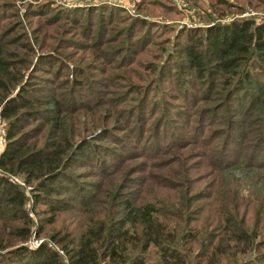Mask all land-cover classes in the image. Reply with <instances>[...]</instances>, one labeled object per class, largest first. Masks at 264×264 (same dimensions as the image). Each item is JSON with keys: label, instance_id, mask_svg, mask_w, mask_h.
Here are the masks:
<instances>
[{"label": "rangeland", "instance_id": "obj_1", "mask_svg": "<svg viewBox=\"0 0 264 264\" xmlns=\"http://www.w3.org/2000/svg\"><path fill=\"white\" fill-rule=\"evenodd\" d=\"M239 19L264 23V0H0L1 57L20 62L7 69L15 78L7 84V97L24 82L32 97L28 142L36 148L59 142L62 133L50 126L54 121L76 129L74 143L80 133L88 142L81 155H72V162L57 170L62 172L59 185L51 186L55 192L48 199L34 201L30 189L35 181L24 183L21 176L0 171L27 194L29 231L19 245L31 250L45 245L67 264L50 235L71 238L86 226L114 222L122 208L119 199L150 203L157 219L175 226L170 236L210 230L204 224L219 203L213 200L217 184L225 185L232 176L242 180V172H234L238 164L264 171V166L253 167L258 150L247 159L261 135L264 102L255 109L248 104L241 113L249 93L256 92L253 85L238 90L222 84L204 47L207 27ZM193 47L204 63L199 72L185 57ZM256 73L252 81L264 83V71ZM51 99L61 101L57 120L49 112ZM0 121L6 128L7 121ZM230 188L234 186L223 188L229 197ZM262 199L258 195L260 204ZM44 200L55 210L49 212ZM255 205L251 196L241 206L248 227L255 214H262ZM1 225L6 239L7 225ZM261 243L255 252L261 255L259 262L250 258L245 264H264ZM172 247L184 250L180 244ZM196 250L194 246L191 256L198 255ZM160 258L161 251L151 245L140 254V264H162Z\"/></svg>", "mask_w": 264, "mask_h": 264}, {"label": "trees", "instance_id": "obj_2", "mask_svg": "<svg viewBox=\"0 0 264 264\" xmlns=\"http://www.w3.org/2000/svg\"><path fill=\"white\" fill-rule=\"evenodd\" d=\"M203 40L207 56L216 68L213 70L216 72L214 75L223 82L222 84H232V87L238 90L245 89L247 83L253 85V91L255 89L256 92L249 93L248 103L244 105L241 113L245 111L248 104L251 106L250 109H255L264 102V83L252 81L253 73L264 71L260 66L264 64V23H254L249 19L234 20L227 24L214 23L206 28ZM2 54L0 41L2 92L0 93V117L7 121L4 147L0 152V171L21 176L24 183L35 181L30 189L34 201L48 199L50 193L55 192L51 186L58 183L62 173L57 170H64L68 163L72 162V155H81L88 142L79 129L80 141L74 143L73 134L76 129L72 131L70 127H65L64 123L58 124L57 121L50 126L60 134L62 133V136L59 135V142L55 143L53 140L52 145L49 147L41 145V148H36L34 141L28 142L32 135H30V129L26 127L27 119L33 116L30 111L32 99L29 95L30 87H25L24 82L19 85L18 91L13 96L7 97L9 94L7 84L15 81V78L11 77L12 73H8L7 69L9 65H19L20 62L15 61L13 64L11 60L3 59ZM185 57L196 71L204 69L202 57L194 47L190 52H185ZM51 61L50 58L46 64H50ZM38 63L42 62L38 60ZM71 83L74 88L75 81ZM229 92L230 90L225 93L226 97ZM60 103L58 99H51L49 102V112L54 113L55 117H52L54 120H57L60 113ZM246 121H249V118ZM260 124L257 135L259 133L261 135L255 140L247 155V159H252L255 158L253 157L255 150L260 152L257 159L255 158L257 162V165L253 166L255 168L264 166V142L261 139L264 135V121ZM236 166L238 168H235L234 172L240 170L242 180L236 177L234 179L232 176L230 180L223 182L230 187L234 186L230 188L232 192L230 197L223 189L225 185L217 184L220 188L213 200L219 203L215 208L213 206V215L208 217L210 220L204 224L205 227L207 225L210 228L208 232L198 231L195 236L192 235L193 237L183 232H179L178 236L174 234L170 236L175 232V226L167 224L165 220L157 219L159 215L150 203L134 205L131 200L119 199L118 203H122V208L119 218L114 222L110 219V221L103 220L96 227L86 226L83 231L71 238H68L67 234H52L51 240L63 249L67 264H100L101 260H106L109 264H126L127 261L130 264H140V254L151 245L158 247L161 251L162 264H219L223 260L225 264H245L243 261L250 258L254 259V262H259L261 255L255 252L260 246V241L264 239L260 240V235H264V171L261 173L250 171L252 166L249 164ZM64 176L67 178V175ZM242 187H245V193H242ZM237 191H241V194ZM258 195L263 198L261 204ZM251 196L258 202V207L261 206L258 208L255 205V212H260L262 209V214L260 218L255 214L252 226L248 227L241 214V206ZM26 200L27 194L17 183L0 175V222L2 224L0 225L1 228L7 225L6 239L2 238L4 230L0 231V250H6L5 253H0V261L5 260L8 264L13 261L19 264H61V257L45 245L36 250L19 245L26 239L29 231V222L24 212ZM41 204L46 205L49 212L55 210L49 200L41 201ZM8 218L10 219L7 220ZM9 221L14 223L11 225ZM174 244H180L184 250L178 251L172 247ZM207 245L209 247L206 249ZM194 246H197L195 253H198L196 257L199 258V262L194 261L192 257H196L190 254ZM99 249L102 250L99 251ZM240 256L244 257L238 260Z\"/></svg>", "mask_w": 264, "mask_h": 264}, {"label": "built area", "instance_id": "obj_3", "mask_svg": "<svg viewBox=\"0 0 264 264\" xmlns=\"http://www.w3.org/2000/svg\"><path fill=\"white\" fill-rule=\"evenodd\" d=\"M5 127L2 123V121H0V147L4 144V137H5ZM4 140V141H3ZM2 151V149H0ZM0 151V152H1Z\"/></svg>", "mask_w": 264, "mask_h": 264}]
</instances>
